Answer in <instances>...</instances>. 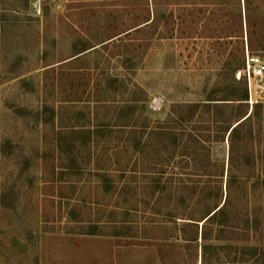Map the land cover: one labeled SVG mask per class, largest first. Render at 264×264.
<instances>
[{
    "label": "rangeland",
    "instance_id": "rangeland-1",
    "mask_svg": "<svg viewBox=\"0 0 264 264\" xmlns=\"http://www.w3.org/2000/svg\"><path fill=\"white\" fill-rule=\"evenodd\" d=\"M246 51L264 59V0H0V264H204L180 217L226 194L228 132L213 141L215 126L261 104L248 151L264 168V84L243 74ZM244 84L246 106L197 109L186 130L198 152L135 146L173 105L235 98ZM250 165L238 166L233 210L261 231L210 240L224 249L205 264H248L223 245L264 241V181L244 176Z\"/></svg>",
    "mask_w": 264,
    "mask_h": 264
},
{
    "label": "trees",
    "instance_id": "trees-1",
    "mask_svg": "<svg viewBox=\"0 0 264 264\" xmlns=\"http://www.w3.org/2000/svg\"><path fill=\"white\" fill-rule=\"evenodd\" d=\"M247 96V87L244 84V86L240 88L239 94L235 98H213L207 99L203 103L189 102L175 104L172 107V115L162 121H156V126L153 129H150L146 132L144 130L148 129L146 122L139 126V135L134 141V144L137 147L139 146V148L140 146L141 148L146 146L151 147V152H154L158 155L163 151L164 153L171 152V150L174 151V148L179 150L181 155L189 156L194 154L198 152L200 148V142L198 143V139H196L195 135L191 134L190 131L186 130V127L190 124L191 118L195 116L197 109L200 107H204L205 109H217L219 106H221L220 104H229V102L220 103V100H238L239 106L243 107L247 104ZM122 107L128 109L131 107V105L126 103ZM133 107L136 106L133 105ZM255 107L256 109L249 113L247 110H243L237 120V123L234 125L233 123H225V125L219 127V129H217L218 125L215 126V132H217L216 134H218V132L221 130L223 135H216V137L213 136V141H223L224 133L228 132V164L226 168L227 186L224 198L222 191L219 194L215 193L213 197L211 196V203L205 205V208H203L201 211V216L199 218H193L191 216L180 217L181 220H184L182 221V225H191L195 227L193 235L189 237V240H197L200 238L203 241L201 246L204 264L206 262V255L208 252H211L212 250L217 251L219 248L224 249L221 247V245H217L214 242L212 243L210 240L223 239L222 234L226 232L229 234V236L225 238L226 240H241L242 242H245L250 240L249 238L251 237L252 233H259L262 228L261 219L257 215L251 217L250 215L245 214L241 224L236 222L238 221V219L235 218L237 212H235L236 210H233L235 204L231 191V189H233V183H235V181L237 182L238 178L240 177L237 171L240 169L238 166L242 164V162L243 165H248L251 162L250 168L253 170V173L250 171V173L244 175L247 179L250 177H255L256 174H258L257 176L259 179L264 181V168L261 165L258 167L254 165V153L248 151V143L254 136L252 123L254 118H258L261 114L257 108H261L263 106L258 104ZM54 114L55 112L52 108L48 107L47 105L42 106L41 118L43 122H48L50 119H52ZM262 119H264V114ZM132 125L135 128V123ZM58 134L59 136H62L61 132ZM87 134V137L91 134L89 129ZM58 141L62 143L61 137H58ZM58 147L61 149V145ZM258 157L262 159L261 162L264 161V149L258 153ZM220 165V175L222 176L224 171V162ZM152 183L155 187H159L158 179L155 178L152 180ZM252 185L253 184L250 186ZM244 188H246V184L245 182H241V184H238L236 189ZM222 198L224 200H222ZM199 222H202L200 229L198 225ZM85 234L93 235L97 234V231L95 230V227L92 226L87 232H85ZM238 234L242 235V237H239ZM114 235H120V232H116ZM182 238L186 240L188 239L185 237V235ZM261 242L263 243L258 245L235 243V245L226 244L223 246H225V249H233L234 251H237L240 254V259L243 260L241 262H247L248 264H264V241ZM231 262L234 264L233 261H230L229 264H231Z\"/></svg>",
    "mask_w": 264,
    "mask_h": 264
},
{
    "label": "built area",
    "instance_id": "built-area-1",
    "mask_svg": "<svg viewBox=\"0 0 264 264\" xmlns=\"http://www.w3.org/2000/svg\"><path fill=\"white\" fill-rule=\"evenodd\" d=\"M242 72L248 79L251 77L257 78L262 83L264 78V59L257 54L246 51Z\"/></svg>",
    "mask_w": 264,
    "mask_h": 264
},
{
    "label": "water",
    "instance_id": "water-1",
    "mask_svg": "<svg viewBox=\"0 0 264 264\" xmlns=\"http://www.w3.org/2000/svg\"><path fill=\"white\" fill-rule=\"evenodd\" d=\"M262 83L264 84V78L262 79ZM221 149H222L224 152H226L227 147H226V146H222Z\"/></svg>",
    "mask_w": 264,
    "mask_h": 264
}]
</instances>
